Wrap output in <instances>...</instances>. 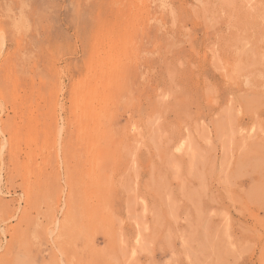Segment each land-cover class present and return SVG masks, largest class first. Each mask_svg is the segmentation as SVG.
I'll use <instances>...</instances> for the list:
<instances>
[{
    "label": "rangeland",
    "instance_id": "374dc122",
    "mask_svg": "<svg viewBox=\"0 0 264 264\" xmlns=\"http://www.w3.org/2000/svg\"><path fill=\"white\" fill-rule=\"evenodd\" d=\"M0 37V264H264V0H0Z\"/></svg>",
    "mask_w": 264,
    "mask_h": 264
},
{
    "label": "bare ground",
    "instance_id": "6f19581e",
    "mask_svg": "<svg viewBox=\"0 0 264 264\" xmlns=\"http://www.w3.org/2000/svg\"><path fill=\"white\" fill-rule=\"evenodd\" d=\"M250 1V0H249ZM161 2V1H160ZM245 2V1H244ZM252 2V1H251ZM253 3V2H252ZM245 6V5H244ZM242 7V6H241ZM252 14V13H251ZM260 18V17H259ZM235 26V25H234ZM236 27V26H235ZM263 30V29H262ZM228 32V31H227ZM253 37V36H252ZM1 38V37H0ZM252 39V38H251ZM238 44V43H237ZM247 44V43H246ZM238 47V46H237ZM251 53V52H250ZM252 63V62H251ZM257 64V63H256ZM257 89V88H256ZM96 94V93H95ZM171 97V96H170ZM190 131V130H189ZM188 131V132H189ZM187 132V133H188ZM191 134V133H190ZM182 145H183V143L180 141V145H178V146H180L181 148H182ZM184 146V145H183ZM178 148V147H177ZM187 149H189V147L187 148ZM2 150V149H1ZM181 151H182V149H181ZM198 153V152H197ZM194 162V161H193ZM135 166V165H134ZM150 177V176H149ZM2 194V193H1ZM231 196V195H230ZM132 200V199H131ZM229 201V200H228ZM64 203V202H63ZM129 205V204H128ZM62 207V206H61ZM130 207V206H129ZM64 209V208H63ZM127 209V208H126ZM113 214V213H112ZM10 224V223H9ZM52 226V225H51ZM57 226V225H56ZM52 232V231H51ZM139 238V237H138ZM198 253V252H197ZM135 255H136V253H135Z\"/></svg>",
    "mask_w": 264,
    "mask_h": 264
}]
</instances>
